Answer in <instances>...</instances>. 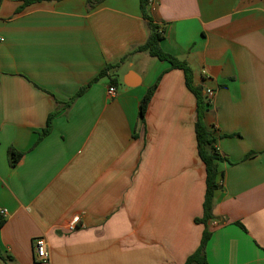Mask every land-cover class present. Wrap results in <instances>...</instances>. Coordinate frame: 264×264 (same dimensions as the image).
Returning a JSON list of instances; mask_svg holds the SVG:
<instances>
[{"label":"crops","instance_id":"1","mask_svg":"<svg viewBox=\"0 0 264 264\" xmlns=\"http://www.w3.org/2000/svg\"><path fill=\"white\" fill-rule=\"evenodd\" d=\"M25 1L0 0V264H185L205 230L206 168L183 71L133 53L113 72L116 96L104 78L64 107L146 43L141 0ZM148 12L162 49L215 92L208 263L264 264V0H151ZM10 149L24 154L14 168Z\"/></svg>","mask_w":264,"mask_h":264},{"label":"trees","instance_id":"2","mask_svg":"<svg viewBox=\"0 0 264 264\" xmlns=\"http://www.w3.org/2000/svg\"><path fill=\"white\" fill-rule=\"evenodd\" d=\"M36 1L40 0H26L25 3L31 4ZM101 1L103 0H100L99 2ZM150 2L151 0H141V12L144 20L146 21L148 29V39L146 43L134 48L129 54L121 59L120 63L116 65H107L99 73V75L91 83H89V85L82 88L69 103L64 105V107L70 108L79 97H81L93 84L99 82L101 79L108 78L110 84L115 87L119 82L118 78L114 76L113 72L133 53H147L153 58L169 63L172 69L183 71L186 86L194 94L197 102V122L195 128L197 149L199 157L203 161L206 168V194L203 205L204 214L201 219H196V222L198 224L204 225L205 230L198 249L188 257L185 264H209L207 258V247L212 237V233L209 230V225L210 222L214 219V197L216 191L220 188V184L218 182V162L222 160V157L216 147L217 138L215 137V130H210L205 122L210 103L206 101L204 88L194 83L193 71L188 63L177 59L176 57L168 54L162 49L161 42L164 39V32L161 31V27L154 23L153 19L149 15L148 6ZM89 4L91 7L94 6V3L91 0H89ZM159 80L148 90L140 103V119L142 123L145 122V116L148 110V106L158 87ZM54 116L55 114L50 115L47 127L40 134L39 141L48 136L51 132L52 120ZM23 155V153L17 152L14 149H10L8 153L10 166L14 168L21 160ZM5 223L6 219L3 217V215L0 214V229L4 226ZM238 225L244 228L240 223H238Z\"/></svg>","mask_w":264,"mask_h":264},{"label":"built area","instance_id":"3","mask_svg":"<svg viewBox=\"0 0 264 264\" xmlns=\"http://www.w3.org/2000/svg\"><path fill=\"white\" fill-rule=\"evenodd\" d=\"M162 31V30H161ZM4 41V38L0 35V43ZM108 94L111 97L116 96L117 94V89L116 87H110L108 90ZM214 90L208 89L205 91V98L206 101L211 104L212 99L214 98ZM1 215L7 214V210H1L0 211ZM80 218L76 217L72 221V230L76 229L77 224H79ZM34 257L36 262L38 263H47L50 260V250H49V244L48 241L45 237H40L34 240Z\"/></svg>","mask_w":264,"mask_h":264}]
</instances>
